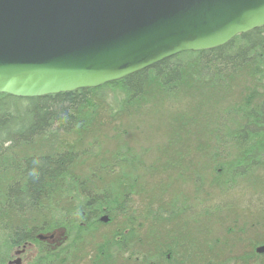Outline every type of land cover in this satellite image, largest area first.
Returning <instances> with one entry per match:
<instances>
[{
	"label": "trees",
	"instance_id": "trees-1",
	"mask_svg": "<svg viewBox=\"0 0 264 264\" xmlns=\"http://www.w3.org/2000/svg\"><path fill=\"white\" fill-rule=\"evenodd\" d=\"M28 244V264H264V28L97 89L0 94V264Z\"/></svg>",
	"mask_w": 264,
	"mask_h": 264
},
{
	"label": "water",
	"instance_id": "water-1",
	"mask_svg": "<svg viewBox=\"0 0 264 264\" xmlns=\"http://www.w3.org/2000/svg\"><path fill=\"white\" fill-rule=\"evenodd\" d=\"M262 28L264 0H0V94L97 89Z\"/></svg>",
	"mask_w": 264,
	"mask_h": 264
},
{
	"label": "flooded vegetation",
	"instance_id": "flooded-vegetation-1",
	"mask_svg": "<svg viewBox=\"0 0 264 264\" xmlns=\"http://www.w3.org/2000/svg\"><path fill=\"white\" fill-rule=\"evenodd\" d=\"M30 246H33L32 244H28L26 246H23L22 248L20 249H17L15 252H14V257L13 259L9 262L10 264H12L11 262H16V261H20V264H28L31 259L33 258L34 254L32 255V257L28 260L25 261L24 259V255L27 253V249L30 248Z\"/></svg>",
	"mask_w": 264,
	"mask_h": 264
},
{
	"label": "rangeland",
	"instance_id": "rangeland-1",
	"mask_svg": "<svg viewBox=\"0 0 264 264\" xmlns=\"http://www.w3.org/2000/svg\"><path fill=\"white\" fill-rule=\"evenodd\" d=\"M34 250H35V246L34 245L30 246V248L27 249V253L24 255L25 261L32 257V255L34 254ZM11 263L14 264L15 262H11Z\"/></svg>",
	"mask_w": 264,
	"mask_h": 264
}]
</instances>
